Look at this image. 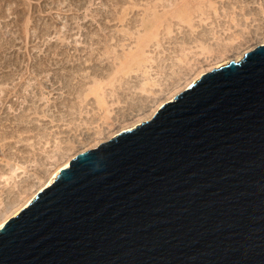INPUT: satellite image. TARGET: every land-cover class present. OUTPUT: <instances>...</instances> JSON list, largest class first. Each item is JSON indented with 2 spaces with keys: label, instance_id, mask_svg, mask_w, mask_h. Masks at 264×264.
Instances as JSON below:
<instances>
[{
  "label": "water",
  "instance_id": "water-1",
  "mask_svg": "<svg viewBox=\"0 0 264 264\" xmlns=\"http://www.w3.org/2000/svg\"><path fill=\"white\" fill-rule=\"evenodd\" d=\"M0 264H264V45L76 154L0 229Z\"/></svg>",
  "mask_w": 264,
  "mask_h": 264
},
{
  "label": "rangeland",
  "instance_id": "rangeland-1",
  "mask_svg": "<svg viewBox=\"0 0 264 264\" xmlns=\"http://www.w3.org/2000/svg\"><path fill=\"white\" fill-rule=\"evenodd\" d=\"M262 42L264 0H0V209Z\"/></svg>",
  "mask_w": 264,
  "mask_h": 264
},
{
  "label": "bare ground",
  "instance_id": "bare-ground-1",
  "mask_svg": "<svg viewBox=\"0 0 264 264\" xmlns=\"http://www.w3.org/2000/svg\"><path fill=\"white\" fill-rule=\"evenodd\" d=\"M210 7V6H209ZM255 22V21H254ZM233 40V39H232ZM260 45H264V42L260 43ZM250 50V49H249ZM209 51V50H207ZM247 52H249L247 50ZM246 52V53H247ZM245 54H242V56L236 57V59L234 60L235 62H238L242 59V57ZM137 57V56H136ZM140 62V61H139ZM213 62V61H212ZM211 65V64H210ZM226 65L224 62L221 63H216L214 64V66L212 67L213 69H218L221 66ZM210 68V67H209ZM206 71V70H205ZM207 72V71H206ZM204 70H200L199 72L195 73L193 75L192 78H187V80H185V83L183 85L180 84V86H176L175 88L169 90L170 92L168 93V97H166L165 99H163L158 106L149 114L146 115L145 118H140L138 122H136L133 125L130 126H125L123 128H121L120 130H118L117 132L113 133L110 135V137L108 139H113L114 137H116L119 133H121L122 131H131L133 129H135L138 125H140L141 123H144L148 120H150L153 115L159 110V108L167 102H172L175 98L176 95H178L179 93L183 92L184 90L190 88L200 77L201 75H203ZM148 83L142 84V87L140 88V90L142 91V93L144 92H148V90L146 89V87L148 86ZM97 84V83H96ZM150 86V85H149ZM174 87V86H173ZM98 89V88H97ZM151 94L154 96L156 93L150 91ZM99 144L96 145V147H98ZM95 147V148H96ZM56 148V147H55ZM69 152V150L65 151L63 150H58L56 152L53 153V155L47 157L50 160H54L56 161L58 164L53 168V171H51V173H48V176L45 180H41L39 177L37 178L38 180V185H30L27 186V188L24 190V188H22L21 186L17 188V192L19 194V200H16L14 202H8V204L6 202H2V207L0 209V229L4 226V224L6 223V221L12 217H15L16 215H18V213H20V211L24 208H26L36 197L37 193L42 191L43 189H45L46 187H48L49 185L52 184V182L57 178V176L59 175L60 171L63 169H66L69 167V163L71 161L72 158L75 157V155H69L67 156V153ZM82 153V152H81ZM76 154V153H74ZM42 164V163H41ZM47 164V163H46ZM43 165H40V167H42ZM45 167V166H44ZM21 168L19 166H17V168H15L12 171V176L15 175V173L17 171H20ZM24 173V171H22ZM46 172V171H45ZM17 174V173H16ZM5 177V176H4ZM28 178V177H27ZM32 179V178H31ZM29 179V180H31ZM8 179L6 178L5 181H7ZM33 180V179H32ZM34 181V180H33ZM8 182V181H7ZM32 182V181H31ZM6 183V182H5ZM35 183V182H34ZM33 184V183H32ZM20 185V184H19ZM26 191H30L27 195ZM26 194V195H25ZM13 199V198H12ZM8 205V206H7Z\"/></svg>",
  "mask_w": 264,
  "mask_h": 264
}]
</instances>
